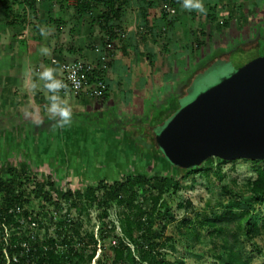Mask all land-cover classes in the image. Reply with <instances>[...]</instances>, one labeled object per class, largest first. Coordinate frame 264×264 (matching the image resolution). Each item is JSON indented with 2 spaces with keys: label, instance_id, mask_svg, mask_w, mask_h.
I'll return each mask as SVG.
<instances>
[{
  "label": "crops",
  "instance_id": "1",
  "mask_svg": "<svg viewBox=\"0 0 264 264\" xmlns=\"http://www.w3.org/2000/svg\"><path fill=\"white\" fill-rule=\"evenodd\" d=\"M151 1L157 8L146 10L145 18L140 5L131 14L121 8L120 25L125 36L110 60L106 96L98 100L61 96L57 92L58 70L49 59L94 60L93 48L104 36L103 31L91 30L84 39L80 35L68 39L51 28L53 22L43 21L44 25L33 31L22 21L0 16V167L6 161L25 164L29 161L27 153H34L33 158L37 153L43 163L47 162L44 169L49 174L65 178L71 174V157L80 147L85 154L92 151V144L81 146L80 142L84 137H95L92 132L98 130L100 121L104 120L111 131L123 126L125 132L128 122L135 126L127 130L141 127V114L148 116L160 106L177 104L206 62L234 52H259L264 33L258 30L259 23L251 24L249 18H254L251 9H256L260 0L247 4L236 0H173L172 5L170 0ZM160 4L171 8L164 11V18ZM240 19H246L241 31L236 28ZM239 36L243 38L241 44L228 53L227 47ZM115 106L121 107L117 113L109 110ZM37 142L39 148L34 150Z\"/></svg>",
  "mask_w": 264,
  "mask_h": 264
},
{
  "label": "rangeland",
  "instance_id": "2",
  "mask_svg": "<svg viewBox=\"0 0 264 264\" xmlns=\"http://www.w3.org/2000/svg\"><path fill=\"white\" fill-rule=\"evenodd\" d=\"M59 1L53 2L47 8H44L41 3H37L35 11L15 4L6 13L4 8L0 7V16L4 20L9 18L13 21H22L26 27L28 26L27 28L33 31L40 29L44 25L43 21L46 24L53 22L51 28L55 30L57 28L58 32L68 39L78 35L84 39L91 30L92 32L99 31L100 23L97 17L100 11L98 9L92 11L91 15L78 16L74 6L60 7ZM206 1L208 2V0ZM236 1L247 4L250 0ZM258 2L256 9H251L254 18H249V22L251 24L259 23L257 25L258 30H262L261 33L263 34L264 7L260 8V6L262 3L264 4V1ZM118 4L121 8L126 9L128 14H131L139 8L140 2L138 0H118ZM168 8L171 9L168 6L162 8L161 4L159 5L160 11L166 12ZM244 20L246 21V19H240V22L237 23L236 28L239 31L243 29V24L246 23ZM191 25L195 27L197 24L191 23ZM256 37L257 35L250 40ZM229 38H232L233 41L236 40L233 37ZM241 39L243 40L239 36L237 42L233 44L227 42L231 46L227 47V52L237 48L239 43L241 44ZM263 49L264 39L261 38L258 53L250 52V50L234 52L224 58L220 57L211 62H206L202 71L196 73L192 78L185 95L177 100V104L168 103L165 106H160L153 113H148V116L141 114L140 118H144L142 124L139 123L140 126L142 125L141 127L127 130L129 127L135 126L134 123L128 122L125 126V132L123 126L112 127L111 131L106 127L107 124L104 120L100 121L97 124V133L92 132L95 137L93 139L92 136L84 137L80 142L81 146L92 144V151L85 154V151H81L84 147H80L81 152L79 151L71 157V174L65 178L57 179V174L49 175V172L44 169L48 165L47 162L43 163L40 158L41 155L37 153L35 158L31 157L34 156V153L32 155L27 153L29 161H25L23 169L21 168L23 164L20 165L19 162L6 161L1 166L2 168L0 167V179L9 178L5 173L8 167L15 169L12 178H18L23 182L21 186L17 187L14 195L21 192L23 199L27 201L22 206L23 209L17 208L10 211L16 210L21 213L22 210H25L28 213V220L20 217L18 226L14 224L4 227V237L10 236L18 229L23 232L29 229L35 235L38 243L51 239L56 240L58 234L63 233L62 225L64 226L63 223L67 221L65 215H68L70 220L80 224L79 233L81 236L93 234L97 241L96 252L86 264H100L105 260L103 248H100L101 245L98 243V228L101 221L107 228H114L115 232L112 236L123 239V242L128 246L134 262L128 258L125 264H226V258L221 255L220 250L213 248L209 243L208 231L202 222L205 218L219 215L229 203L237 202L240 204V210L236 212L244 210L249 212L241 222L240 232V239L243 241L249 264H264V198L261 201L257 200L251 191L259 172L264 171L263 162L245 159L222 161L214 157L208 158L205 162L210 161L207 164L204 162L201 165V170L181 180L174 192L161 197L153 218V224L150 227L153 240L142 243L143 241L136 239L138 246L128 243L123 237L125 207L115 204L99 206L96 202L90 203L84 195L86 187L95 186L100 180L110 184L122 180L127 174H142L152 177L159 173L171 172L175 174L178 169L185 170L169 164L159 152L156 136L178 109L252 60L250 58L253 54H264ZM211 51H214L213 47H211ZM120 109V106H115L109 110L117 113ZM145 117H148L147 121ZM94 142L95 145H93ZM39 143L37 142L33 146L34 150H37L35 146L39 148ZM38 167L40 169H34ZM48 178L54 182L53 187L46 185ZM20 180H17L16 183H19ZM42 181L45 184L41 193L49 194L52 202L46 201L42 196H36L38 187L35 184ZM67 189L81 191L82 207L80 209L70 206L68 202H64L60 198L59 190L65 191ZM100 194L97 193L96 195L100 196ZM3 198V194L0 192V211L3 207ZM164 202L168 206V212L164 210ZM104 213H106V217H104ZM248 217H252L253 221L256 222V226L249 228V230L246 227ZM66 225L69 228L71 224L66 223ZM112 236L105 241V249L109 247L108 245H112V242H116ZM153 243L155 245L154 250L158 253L156 260L154 258L151 261L148 256V259L143 261L142 252L138 251L148 252ZM75 248L78 251L80 247L76 245ZM89 254L90 251L85 252V258H88ZM110 258L113 259L112 253H110ZM6 259V264H9L8 257Z\"/></svg>",
  "mask_w": 264,
  "mask_h": 264
},
{
  "label": "trees",
  "instance_id": "3",
  "mask_svg": "<svg viewBox=\"0 0 264 264\" xmlns=\"http://www.w3.org/2000/svg\"><path fill=\"white\" fill-rule=\"evenodd\" d=\"M138 1L140 2L141 10H143V18L147 16V13H145L146 10L157 8L155 1ZM160 1L162 3L168 2V0ZM53 2L54 0H0V7H3L6 13L9 12L11 7L15 4L21 5L23 8L28 7L35 11L37 3L51 6ZM173 2V0H170L169 4L172 5ZM58 3L60 7L66 6L65 0H60ZM74 8L78 16L85 14L91 15L92 11L96 9L100 11L97 18L100 23L99 29L104 32V36L101 37L99 43H103L105 40L115 41L118 38L116 30L122 29L120 25L121 7L118 4V0H104L94 5L77 4ZM161 13L164 18L166 15L164 10H162ZM49 21L51 22V20ZM194 46L197 47L198 43H195ZM159 152L165 157L169 164L176 166L165 156L160 147ZM209 161L210 160L205 162V164ZM201 165L183 171L178 169L175 174L171 172L159 173L152 177L142 174H127L122 180L114 181L110 184L100 180L95 186L86 187L84 195L90 203L96 202L99 206L115 204L125 207L126 213H124L123 217V237L128 243L138 246V241L136 239L143 241L142 243L151 242L153 240L150 227L153 224V218L161 197L174 192L175 189L178 188L180 181L198 170H201ZM24 167L25 165L23 164L21 168L23 169ZM14 172L15 169L8 167L5 173L9 178L0 179V192L4 197L2 203L3 207L0 211V264H6L7 257L9 259V264H86L90 261L96 252L97 241L94 239L93 234L81 236L79 233L80 224L70 220L68 215H65L67 218L66 223L71 225L68 228L66 227V223H63V233H59L56 240L51 239L38 243L35 235L29 229L25 232L18 229V231L11 233L10 236L4 237V227H9L14 224L18 226L20 217L28 220L27 211L22 210L23 212L21 213L16 210L10 211L11 209L17 208L23 209L22 206L27 202L23 199L21 192L14 195L17 187L21 186L23 182L18 178H12ZM263 178L264 171H260L257 180L251 187V191L259 201L264 198ZM17 180H20L18 181L19 183H16ZM44 184L43 181L35 184L38 187L36 196H42L46 201L52 202V198L49 194L41 193ZM47 184L51 187L54 186V182L51 178L46 180V185ZM59 191L60 198L64 202H68L69 205L74 208L77 207L80 209L82 207V193L80 190L73 191L67 189L65 191ZM97 193H101L100 196H97ZM55 204L58 205L57 203ZM164 210L167 212L169 211L166 202H164ZM237 210H240V204L231 202L224 208L223 212L219 215L205 218L202 224L207 228L209 243L213 248H218V250H220L221 255L226 258V264H249L243 241L240 239L241 222L247 217L249 212L247 210L236 212ZM104 217H106V213H104ZM255 226L256 222L253 221V218L248 217L246 221L247 229L249 230V228ZM114 232V228H107L101 221L98 228V243L101 245L100 248H103L105 260L100 264H125L128 258L134 262L128 246L123 242V239L112 236ZM110 236L115 238L116 242H112V245H108L109 247L105 249L104 243ZM76 245L80 247L78 251L75 248ZM154 247L155 245L153 243L150 245L148 252L138 251L142 252L143 261L148 259V256L151 261H153L154 258L156 260L158 253L154 250ZM87 251H90V254L88 258H85L84 254ZM110 253L113 254L112 260L110 258Z\"/></svg>",
  "mask_w": 264,
  "mask_h": 264
},
{
  "label": "water",
  "instance_id": "4",
  "mask_svg": "<svg viewBox=\"0 0 264 264\" xmlns=\"http://www.w3.org/2000/svg\"><path fill=\"white\" fill-rule=\"evenodd\" d=\"M156 143L183 169L212 157L264 162V55L178 109Z\"/></svg>",
  "mask_w": 264,
  "mask_h": 264
},
{
  "label": "built area",
  "instance_id": "5",
  "mask_svg": "<svg viewBox=\"0 0 264 264\" xmlns=\"http://www.w3.org/2000/svg\"><path fill=\"white\" fill-rule=\"evenodd\" d=\"M57 0H54L56 2ZM104 0H65L66 5L77 4L94 5ZM115 41L105 40L94 45V60L75 58L72 60L61 59L53 56L49 63L58 70L57 92L64 97L102 99L108 91L107 73L110 60L116 46L124 38L123 30H116ZM39 71V70H37ZM33 224V223H32Z\"/></svg>",
  "mask_w": 264,
  "mask_h": 264
},
{
  "label": "flooded vegetation",
  "instance_id": "6",
  "mask_svg": "<svg viewBox=\"0 0 264 264\" xmlns=\"http://www.w3.org/2000/svg\"><path fill=\"white\" fill-rule=\"evenodd\" d=\"M261 55H264V54H261ZM261 55H258V56H261ZM258 56H256V57H258Z\"/></svg>",
  "mask_w": 264,
  "mask_h": 264
}]
</instances>
